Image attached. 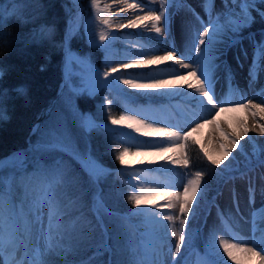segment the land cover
<instances>
[{"label":"snow or ice","instance_id":"1","mask_svg":"<svg viewBox=\"0 0 264 264\" xmlns=\"http://www.w3.org/2000/svg\"><path fill=\"white\" fill-rule=\"evenodd\" d=\"M11 2V0H10ZM215 0H204L202 7L205 14L208 15V23H204L201 20L202 27L196 29L194 34H189L186 41L185 53L179 52L175 47L168 48L166 54L159 55H147L142 50L137 51L129 56V58L118 65L107 66L103 72L95 70V84L97 88L114 89L117 92L122 91L119 87L121 84L127 85L131 89H167L172 85H175L176 81L186 80L191 77L194 83H188L183 93L177 92H159L158 96L171 97L176 95H192L194 98H203L199 100V103L203 105H210L214 112H211L210 116L205 117L203 122L197 120L195 126L190 131L173 130L170 126L160 127L157 123H148L145 119L138 118L136 115L125 114L120 115L118 118L109 116L110 124L113 126H122L131 130L132 133L139 134L144 137H165L166 141L149 140L141 142L135 152L129 151L128 147H125L122 152L115 158L121 165L125 164V156L132 155H162L168 151L178 152L175 158L167 157L168 163L172 165H182L187 167L189 164L188 154L184 151L188 145L190 139L192 143H199L193 139V134L204 128L207 124H214L219 118L221 113L229 111H247L254 118L252 127L242 123L239 127L234 128L231 135L224 132L222 128H217L220 134L219 151L215 155H210L206 151L204 155L207 160L214 166H221L225 161L233 157V151L239 150L244 153V145L241 144V140L249 136L250 132L257 133L260 136H264V103H253L251 99L246 102H240L233 105H226L219 103L215 97L214 91V78L212 73L220 64L226 65V61H220L217 64L216 61L220 60L221 56L226 55L227 50L237 45L242 46V41L246 38L241 35L244 29L250 28L255 22L256 13L264 21V0H223L225 11L216 12L213 16ZM113 3L124 5L118 9L119 12H132L133 15L117 26L121 29H137L143 27L144 30L149 32L154 31L159 37L165 35L171 36V13L169 9L176 6L177 0H160V6L153 8L151 5H146L141 0L136 2H129V0H113ZM78 0H73V5H77ZM229 4L232 5L229 8ZM90 7L95 9V19L100 24L111 28L113 26V16L107 15L112 12L113 9L110 5L101 6L100 0H90ZM22 5L14 4L8 9L9 16H17L20 13ZM5 11V6L0 5V15ZM71 11V10H70ZM197 15V19L200 17ZM223 17V21L220 18ZM163 20V26L161 21ZM150 22V23H147ZM43 31V28L41 29ZM49 33L53 29L47 30ZM251 38V44L253 47V59L252 66L249 70V76L251 81L256 80V73L264 65V30L261 31V40L255 39L254 33H249ZM110 37L104 31L99 33V41H107ZM112 39H116L112 37ZM95 42V41H94ZM107 50L110 45H100ZM133 48L137 47L132 45ZM190 53H194L191 55ZM245 57H247V51H244ZM239 59V57H237ZM164 61H172L174 71L171 73V79L165 77L148 78L145 79L146 74L133 73L128 77L115 75L121 70L126 69H143L147 65H160ZM178 66V67H176ZM185 70V71H181ZM3 73L0 72V76ZM111 78V79H110ZM184 88L183 85L180 86ZM187 90H194V93H190ZM18 92H23V89H17ZM91 94V91L89 92ZM0 93V97H2ZM110 106L112 101L109 100ZM0 118L3 117V113L0 112ZM38 129H34L36 132ZM91 129L85 128V131ZM226 141V142H225ZM32 151L36 153H50L53 151H68L66 145L63 142V138L57 133L55 129L43 135L33 146ZM255 152V149H254ZM7 160L16 161L15 164H6ZM26 155L13 154L12 157L0 160V170H3L6 166L18 167L20 175L17 177L15 173L8 176H0V257L6 252H15L17 249L23 248L24 255L19 260L14 256L12 264H45L43 260L39 259V251H33L29 256L28 241L32 234L31 224L27 219L28 212L35 215L39 211L41 204L47 201L50 205L52 203V188L56 182V176L58 175V169L55 166H45L44 163L37 161L35 164V170L27 172L24 161ZM83 166L85 170L89 172L90 176L93 174L92 169L89 168L87 158H82ZM233 162H236V157H233ZM58 165L59 160L54 162ZM143 163V161L141 162ZM149 164L153 161H149ZM259 163L264 165V160H260ZM232 165H228L231 168ZM227 171V169H225ZM133 179L139 181L138 175H133ZM39 182V187L34 188V184ZM14 182H17L23 189L22 194L19 196L20 203L16 205L12 202V197L15 195L13 188ZM203 182V183H202ZM33 191H39L41 195L32 201L28 206V211H25V201L32 194ZM208 191V183L204 181V173L196 171L194 179H190L181 188L175 190H161L158 187L146 189L140 187L139 193H137L135 186H133V192L129 196V201L133 204L136 211L133 215L144 217L145 223L151 229L152 245L151 250L155 255V259L147 261V264H164V261L160 259L161 250L163 244L167 241L169 230L172 237H176V243L174 250L177 255L181 253L182 246L185 245L186 235L185 226L188 224L189 215H195L193 205L199 208V203L203 201ZM253 188H249L250 201L252 200ZM162 196L165 198V202L159 205H151L153 209L167 208L169 210L178 208L179 215H172L165 212L147 211L142 206L148 205V201L144 196ZM55 213H51L49 217V229L54 225L52 223L51 216ZM41 217L35 215V223L40 222ZM179 220V228L176 227V221ZM164 221L170 222V224L163 223ZM251 225V239L243 240L237 239L236 242H229L230 239L235 237H229L227 239L221 238L217 242L213 243V248L219 253V249H222V255L226 254L228 259L233 261V264H241V260L238 254H244L247 258H256L258 264H264V205L261 209L254 210L252 218L250 220ZM259 233V235H257ZM57 236L59 234L57 233ZM190 239V236H189ZM46 241L51 246L53 243L58 244L59 240L55 239L52 235L46 234ZM252 246H247L248 243ZM259 249V250H258ZM81 264H93V258L89 257L87 260L82 261ZM129 264H146L144 260L133 259ZM221 264H227V261H221Z\"/></svg>","mask_w":264,"mask_h":264},{"label":"trees","instance_id":"2","mask_svg":"<svg viewBox=\"0 0 264 264\" xmlns=\"http://www.w3.org/2000/svg\"><path fill=\"white\" fill-rule=\"evenodd\" d=\"M14 4L22 5L20 13L9 16L8 9ZM0 5L5 6L0 15V72L3 73L0 112L4 117L0 118L1 160L28 147L35 125L59 98L67 48L81 57L89 56L95 65L101 64L103 55L89 43L83 30L67 41L66 32L73 13L69 0H0ZM263 26L255 17L252 28ZM48 29L53 31L49 33ZM117 102H114L113 114L118 118L123 110ZM79 104L84 112L98 115L95 99L81 97ZM90 140L93 156L115 171L98 185L79 162L67 154L58 155V165L54 163L57 160L47 163L58 169L51 206V213L55 214L51 219L60 248L52 250L55 244L48 250L45 264H81L89 257L93 258V264H128L115 230L119 225L129 227L128 217L135 216L137 209L129 201L132 192L118 171L122 165L115 157L120 153H116L109 133L97 129L91 133ZM186 152L188 175L194 179L196 171L203 172L212 198L213 193L220 191L222 183L215 179L219 176L217 169L195 143H190ZM97 196L107 207V211L101 213L107 235L95 212Z\"/></svg>","mask_w":264,"mask_h":264},{"label":"bare ground","instance_id":"3","mask_svg":"<svg viewBox=\"0 0 264 264\" xmlns=\"http://www.w3.org/2000/svg\"><path fill=\"white\" fill-rule=\"evenodd\" d=\"M129 2H136V0H129ZM146 5H151L153 8L160 6V0H141ZM171 8V36L159 37L154 31L144 30L143 27L137 29H121L117 25L127 18L131 17L133 13L119 12L118 9L124 5L115 4L113 0H100L101 6L110 5L113 9L112 12L107 15L113 16V26L107 28L100 24L95 19V14L89 24L92 26L91 36L92 39L102 45H110L107 50L103 52L107 55V61L102 68L105 70L107 66H115L119 63L127 60L129 56L137 51H143L147 55H164L166 50L171 47H175L179 52L189 54L185 52L186 41L189 34H194L196 29L202 27L201 20L204 23H208L209 17L205 14L202 7L204 0H196L195 4L184 5L178 3ZM232 5L229 4V8ZM170 10V9H169ZM225 11L223 0H215L213 16L216 12ZM200 19H197V15ZM223 21V17L220 18ZM150 23V22H147ZM163 26V20L161 25ZM104 31L109 35L110 39L107 41H99V33ZM115 37L116 39H112ZM261 33H258L255 37L257 41L261 40ZM245 39V46H241L239 49L232 50L229 48L226 55L221 56L220 60L216 61L220 64V61H226V65L220 64V67L216 68L212 73L214 78V91L215 97L219 103L226 105H233L240 102H246L251 99L253 103H264V65L256 73V80L251 81L249 76V70L252 66L253 59V47L251 44V38L247 36ZM132 45L137 47L133 48ZM244 51H247L248 55L245 57ZM194 55V53H190ZM239 57V59H237ZM178 67V66H176ZM99 70L100 72H102ZM174 71L172 61H164L160 65H147L143 69H126L116 73L117 76L128 77L133 73L146 74L145 79L165 77L171 79V73ZM182 72L185 70H181ZM111 79V78H110ZM83 83L89 87L91 93L98 94L99 88L95 84V70L92 68L87 69L86 75H83ZM188 83H194L191 77H188L183 81H176L175 85L167 89H131L127 85L121 84L119 87L125 98V105L128 108V114L136 115L138 118L145 119L148 123H157L160 127L170 126L172 129L183 131H190L195 126V122L200 120L203 122L205 117L210 116L212 109L210 105H201L199 100L203 98H194L192 95H176L171 97L158 96L159 92H177L183 93ZM183 85L184 88L180 86ZM190 93H194V90H187ZM264 122V121H262ZM242 123L247 124L249 127L253 126L254 118L247 111H229L221 113L219 118L214 124H207L204 128L200 129L197 134L203 144L204 149L210 155H215L219 151L220 134L217 130L222 128L224 132L229 135L232 134L233 129L239 127ZM117 130L125 136L133 137L138 141L140 146L141 142L155 140L166 141L165 137H144L139 134L132 133L131 130L126 127L117 126ZM248 137L241 140V144L244 145V153L247 154V159L244 154L239 150L233 151V157H236V162H233V157L225 161L223 166L228 172H234L233 179L237 180V186L230 192L231 199L229 202L224 201L220 204V208L217 207L220 213L215 215L210 214L206 221V227L203 232V236L206 242V253L210 259L217 260L219 262L227 261V264H233V261L228 259L226 254L222 255V249H219V253L213 248V243L217 242L221 238L235 237L230 239L229 242L234 243L237 239H243L250 241L251 225L250 220L254 210L261 209L264 205V165H261L257 161L258 155H263L264 160V136H260L257 133L250 132ZM226 142V141H225ZM255 149V152H254ZM136 151V150H135ZM179 155L178 152L168 151L162 155H136V157L129 162L130 167L128 172L133 175L139 176V181H135L139 187L146 189L158 187L161 190H175L181 188L186 184L188 180L192 179L187 172L183 176L182 165H172L168 163L167 157L175 158ZM249 157L254 162L253 166H250L248 162ZM143 161V163H141ZM149 161L153 163L149 164ZM244 162V165L240 166ZM232 165L228 168V165ZM253 188L252 200L250 201L249 188ZM208 197L210 198L209 194ZM227 198V197H226ZM148 201V205L143 206L147 211H158L173 214L178 208H156L153 209L151 205H159L165 202V198L162 196L146 195L144 197ZM208 199V198H207ZM216 218V219H215ZM216 220V221H215ZM165 224H170L168 221H164ZM31 224V223H30ZM149 227V226H148ZM32 235L35 234V229L31 224ZM31 235V236H32ZM259 235V233H257ZM31 238V237H30ZM177 238L169 235L167 241L163 244L160 259L165 254L169 253V247L175 245ZM147 241L152 245L151 229L149 228ZM29 242V241H28ZM247 246H252L249 242ZM151 250V247H150ZM259 250V249H258ZM151 259H155V255L150 251ZM11 251L6 252V254ZM23 250L17 249L15 256L17 260L21 258ZM264 255V253H262ZM241 260V264H258L256 258H247L244 254H238ZM206 257L192 259L189 264H210Z\"/></svg>","mask_w":264,"mask_h":264},{"label":"rangeland","instance_id":"4","mask_svg":"<svg viewBox=\"0 0 264 264\" xmlns=\"http://www.w3.org/2000/svg\"><path fill=\"white\" fill-rule=\"evenodd\" d=\"M73 5V0H69ZM178 3L188 5L195 4L196 0H178ZM73 13L69 20L68 29L66 32L67 41L79 31L83 30L86 34L89 43L98 49L103 55V60L100 65H95L89 56L81 57L77 55L75 52L71 51L67 48L64 65H63V82L60 90V95L51 111H48L42 119L38 121L35 125L34 129H38L34 132L33 138L29 141L28 147L25 149L14 152L13 154H24L26 155V160L24 161L27 172H32L35 170V164L37 161L44 163L47 166V163H53L55 160H59V154H67L71 156L73 159L79 162L81 167L85 170L83 166L82 158H87V163L89 168L92 169L93 174L91 177L94 181L99 185L102 182L107 181L108 176L114 172L113 168L107 167L101 164L92 154L91 152V140L90 135L93 131L97 129H103L109 133L111 137V141L115 145L116 153H120L124 150L125 147L129 148L130 153L135 152L137 147L139 146L138 141L133 137H128L123 135L117 130V126H113L110 124L109 116H113V111L115 108L114 102H117L120 105L123 112L121 115L128 114V108L125 105V98L123 93L117 92L114 89L108 88H99L98 94L91 93L89 87L84 85L83 83V75H86L87 69L92 68L93 70H101L102 65L107 61V55L103 52V47L96 46L98 43L94 42L91 36L92 26L89 24L91 19L95 14V9L90 7V0H78L77 5H73ZM172 11L171 9L169 10ZM256 14V13H255ZM253 14V16H255ZM256 19H260L257 15ZM264 23V21H262ZM253 25V24H252ZM246 28L241 33L242 36L247 37L249 33H254L255 37L258 33H261L264 30V26L256 29ZM248 40L244 39L242 41V46L246 45ZM102 45V44H100ZM241 45H237L236 47H232V50L239 49ZM103 69V68H102ZM104 69L102 70V72ZM87 97L90 99H95L96 101V113L94 112H84V110L80 107L79 98ZM111 100L112 103L109 106L108 101ZM116 104V105H117ZM47 115V116H46ZM91 129L90 131H85V128ZM55 129L57 133L63 138V142L66 145L68 151H53L50 153H36L32 151V146L46 133ZM193 139L198 141L199 143H195L201 151H206L201 143V140L197 134H193ZM192 143L190 139L189 144ZM116 145L118 147H116ZM187 146L184 151L186 152ZM13 154L5 157H12ZM205 156V155H204ZM136 155L129 154L125 156V164L122 165V168L119 173L123 174L126 179V183L129 186L131 192H133V186L137 193H139V185L135 183V179H133L132 175L128 172V168L130 167L129 162L132 161ZM206 157V156H205ZM5 158L1 159L4 160ZM207 159V157H206ZM263 160V155L259 154L257 161ZM209 162V161H208ZM14 160H7L6 164L12 165L15 164ZM210 163V162H209ZM250 166L254 165L253 160L249 157L248 162ZM211 164V163H210ZM240 166L244 165V162ZM214 166V165H213ZM17 167L6 166L3 170H0V176H8L9 174L15 173L18 177L20 175V171ZM217 171L218 177H215L216 180L220 179L221 187L220 191H217L212 194V198L208 197L210 192L207 191L205 198L203 201L199 203V208L197 209L195 205H193V209L195 211V215H189L188 224L185 226V245L181 248V253L177 255L174 250V245L169 247V253L165 254L163 258L164 264H189L192 259L207 258L208 263L210 264H221V262L210 259L209 255L206 253V242L203 236L204 229L206 227V221L210 214L215 215V213H220L217 207H221L224 201L229 202L231 199L230 192L237 186V180L233 179L232 176L235 175L237 171L228 172L225 171V167L223 165L217 167L214 166ZM183 176H185V172H187L186 167L183 166ZM86 171V170H85ZM88 174L89 172L86 171ZM90 175V174H89ZM203 183V182H202ZM39 187V182L37 181L34 184V188ZM13 188L15 191V195L12 197V202L16 205H19L20 200L19 196L22 194L23 189L19 186L17 182H14ZM41 193L39 191H33L32 194L25 201V211H28V206L32 203L33 200L37 199ZM53 195V188H52ZM145 197V196H144ZM143 197V198H144ZM227 197V198H226ZM208 198V199H207ZM51 205L44 201L39 211L35 213V215H39L41 217L40 222L35 223V215L31 212H28L27 219L33 225L35 229V234L31 236L28 242L29 256L32 255L33 251H39V259L43 260L46 263V254L49 249H51L56 243H53L51 246L46 241V234L52 235L54 238V228L49 229V217L51 214ZM95 212L98 216V219L102 223V228L106 235L108 234L103 226V221L101 217V213L107 211V207L100 196L96 197L95 201ZM142 208H144L142 206ZM136 211H139L137 209ZM134 211V213L136 212ZM172 215L178 216V210L174 212ZM217 217V216H216ZM218 218V217H217ZM129 219V227H123L119 225L115 230V237L119 239V242L122 244V254L127 258V263L133 259L144 260L147 264L148 260H151V244L147 241V235L149 231L148 225L145 223V218L140 216L128 217ZM216 219V218H215ZM219 219V218H218ZM216 221V220H215ZM55 226V225H54ZM176 227L179 228V220L176 221ZM190 236V239H189ZM56 239V238H55ZM108 245V242H107ZM60 248V244L54 246L52 250L58 251ZM109 250V247H106ZM23 254L24 255V249ZM13 256H15V252H11L8 254H4L0 257V264H12ZM180 258V259H179ZM17 259V258H16ZM123 262V261H122Z\"/></svg>","mask_w":264,"mask_h":264}]
</instances>
